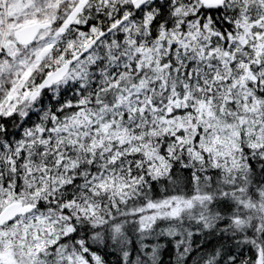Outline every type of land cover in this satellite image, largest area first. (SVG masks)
Segmentation results:
<instances>
[{
  "label": "snow or ice",
  "instance_id": "snow-or-ice-1",
  "mask_svg": "<svg viewBox=\"0 0 264 264\" xmlns=\"http://www.w3.org/2000/svg\"><path fill=\"white\" fill-rule=\"evenodd\" d=\"M0 264H264V0H0Z\"/></svg>",
  "mask_w": 264,
  "mask_h": 264
}]
</instances>
